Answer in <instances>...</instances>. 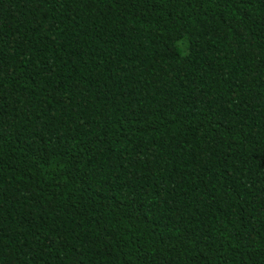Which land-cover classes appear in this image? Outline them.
I'll use <instances>...</instances> for the list:
<instances>
[{"label":"trees","instance_id":"1","mask_svg":"<svg viewBox=\"0 0 264 264\" xmlns=\"http://www.w3.org/2000/svg\"><path fill=\"white\" fill-rule=\"evenodd\" d=\"M0 264H264V0H0Z\"/></svg>","mask_w":264,"mask_h":264}]
</instances>
